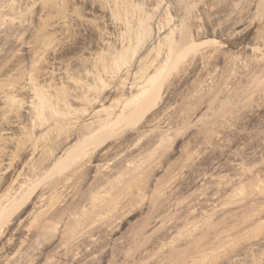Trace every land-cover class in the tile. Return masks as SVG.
Here are the masks:
<instances>
[{
	"label": "rangeland",
	"instance_id": "obj_1",
	"mask_svg": "<svg viewBox=\"0 0 264 264\" xmlns=\"http://www.w3.org/2000/svg\"><path fill=\"white\" fill-rule=\"evenodd\" d=\"M125 1L0 0V94L30 78L55 104L50 111H60L31 119L17 110L6 121L0 257L10 264H229L240 253L234 264H264V0ZM230 9V24L221 26ZM142 15L155 36L171 29L162 32L195 49L165 72L155 106L114 124L87 155L68 158L65 150L90 127L92 107L112 115L127 94L125 77L111 85L103 79V60L125 51L123 41L125 49L132 43L126 59L135 72L155 59L162 41L147 54ZM232 24L239 33L227 37ZM124 28L135 42L125 41ZM17 91L19 105L29 101ZM116 150L127 165H107ZM16 180L25 183L19 193ZM22 244L32 245L31 256Z\"/></svg>",
	"mask_w": 264,
	"mask_h": 264
},
{
	"label": "bare ground",
	"instance_id": "obj_2",
	"mask_svg": "<svg viewBox=\"0 0 264 264\" xmlns=\"http://www.w3.org/2000/svg\"><path fill=\"white\" fill-rule=\"evenodd\" d=\"M117 1V0H116ZM127 1V0H126ZM125 1V2H126ZM164 1V0H163ZM163 1L161 0V2L163 3ZM104 2V1H103ZM167 2V1H166ZM166 2H164L166 5H167V3ZM129 3H131V2H129ZM163 3V4H164ZM117 4V3H116ZM125 4V3H124ZM123 4V5H124ZM127 4V3H126ZM158 4H159V2H158ZM161 4V3H160ZM106 5V4H105ZM120 5H122V3L120 4ZM130 5H132V4H130ZM139 5V4H138ZM109 6V5H108ZM112 6V5H111ZM116 6V5H115ZM119 6V5H118ZM127 6V5H126ZM162 6V5H161ZM165 6V5H164ZM164 6H162L163 8H164V10H165V8H168V7H164ZM103 7V6H102ZM134 7V6H133ZM138 8H139V6H137ZM123 8V7H122ZM136 8V7H135ZM135 8H132V11L135 9ZM163 8H161V9H163ZM234 8V7H233ZM232 8V9H233ZM113 9V8H112ZM119 9V8H118ZM127 9V8H126ZM155 9V8H154ZM153 9V10H154ZM158 9V8H157ZM157 9H155L156 11H157ZM169 9V8H168ZM136 10V9H135ZM134 10V11H135ZM140 10V9H139ZM234 10V9H233ZM138 11V10H137ZM230 11V13L228 14L227 13V16L224 18L223 17V19H222V21L220 22V21H218V23L221 25V24H224L225 23V25H226V22L227 21H229V16H232L231 15V13H232V10L230 9L229 10ZM160 12V11H159ZM134 13V12H133ZM135 13H136V11H135ZM134 13V15H136ZM163 13H166L165 11L163 12ZM233 13H235L234 11H233ZM114 14V13H113ZM158 14V13H157ZM148 15V14H147ZM146 15V16H147ZM234 15V14H233ZM133 16V15H132ZM139 16V15H138ZM149 16V15H148ZM165 16V15H164ZM225 16V15H224ZM135 17V16H134ZM137 17V16H136ZM151 17V16H150ZM137 18H139V17H137ZM142 18H144V15H142V17H140L138 20H141ZM146 18V17H145ZM145 18L144 19H142L141 21L142 22H139L138 24H139V27L141 28L142 27V29H143V31H144V35L143 34H140V31H142V29L140 30V28H139V34L140 35H142L141 37H140V35H139V39H143L144 37L146 38V39H144V41H145V43H144V41L142 42L143 43V45H145L146 47H147V49L149 50V48L148 47H154V48H152L153 50L156 48V46L157 45H159L161 42L160 41H162V44H160L159 45V47H160V49H159V47H158V52H156V57L154 56V54H153V56L155 57V59L154 58H152V59H154L153 61H151V63L149 64V65H144V66H146V67H144L143 65V69H141V67H140V69L142 70H139V68H138V70H136V72L134 71V70H132V69H130V66H128L129 64H127V63H129L130 61H129V59L127 60L126 58H131V56H132V54H131V56H130V52H129V50L128 49H130L131 48V46H132V43L130 44L128 41H131L132 40V38H130L131 40H129V37H131L130 35V32L129 31H132V29H130V25H128L129 23H128V21L126 22V24H125V21H124V19H123V21H124V23H122V26H123V24H125V26H126V28L128 29H130L129 31H128V33L130 34L129 35V37H128V33L126 32L127 30H126V28H124V30H125V32H123V33H127V36H124V35H126V34H123L122 33V31H121V33H122V36L123 37H128V40H127V38H126V40L125 41H127L129 44L127 45V46H129L127 49H125V42L123 43V42H120V43H122V45H124L123 47H124V49L123 50H125V51H128L127 53L129 54V55H125V51H120V49H118V51H120V53L119 54H116V53H113V54H115L114 56H113V54H111V55H109V56H111L110 58H108V59H105V60H103V62H101V63H103V64H101V66H100V69H98V71H100L101 73H102V76H103V79L105 78V79H109V84H110V81H113V82H116V80L117 79H120V78H123V77H125L123 80H127V81H124V83H125V89L127 90V94H125V96L123 95V99L121 98V100H120V98H119V100H118V102L120 103V105H117V106H119L117 109H118V111L116 112V113H114V114H112V115H107V113H105L104 111H106L105 110V107H103L104 108V113L106 114V115H102V110H103V108H102V110H100L99 108L97 109V108H93L92 106H90V105H92V103H94L93 101H92V103L89 105V104H87V108L86 109H89V107H92V111L90 112V123H89V129H87V132L86 133H83L84 135H81L80 137H81V139L80 138H78V140H77V142H76V144H73V145H70L71 147H69L68 149H66L65 150V152H64V154L69 158V157H75L76 159L77 158H79L81 155H82V157L84 156L83 154H86L87 152H88V150L90 149V148H92V146H99V144L101 145L102 143V139H104L103 138V136H104V134H106L107 133V131L110 129V127H112L113 128V126L115 127V125L114 124H116L117 125V123L119 122H122L125 118H127V117H134L135 116V114H138L139 112L138 111H140V110H142V111H147V109H151V107H153V106H155L156 104L155 103H157V101H158V99L160 98L159 97V95H160V92H159V90H161V88L163 87V81L165 80V72L166 71H170V70H172L173 68L175 69V67H178V65H180L179 63H181L182 62V60L185 58H183V56L184 55H186L190 50H194L195 48H193L195 45H186L185 46V44L183 43V42H186V41H179V40H177V39H179V37L175 40L174 39V37H173V39L174 40H171L169 37V35H164L165 33H163L165 30L161 27V31L160 30H157L158 32V34H156V36L153 34V32H151V31H153V29L152 28H154V26H152V25H150L151 23H149V21L151 20H149V17H147L146 19H148L149 21H146V22H148V23H146L145 21L143 22V20H145ZM129 19V18H128ZM133 19V18H132ZM132 19H131V21H132ZM136 19V18H135ZM137 20V19H136ZM153 20V19H152ZM113 21V20H112ZM154 21V20H153ZM121 22H122V20H121ZM132 22H134V20L132 21ZM136 22V21H135ZM150 22H152V21H150ZM241 22H243V21H241ZM115 23V22H114ZM155 23V22H154ZM229 24H230V21L228 22ZM245 21H244V23H242V24H244L245 25ZM153 24V23H152ZM132 25V24H131ZM133 25H134V23H133ZM133 25H132V27H133ZM137 24H135V27L137 28V26H136ZM149 25L150 26H152V28L151 27H149ZM169 25V24H168ZM219 25V26H220ZM121 26V27H122ZM160 26V25H159ZM218 26V25H217ZM222 26V25H221ZM242 26V25H241ZM131 27V28H132ZM164 27V26H163ZM197 27H198V25H197ZM225 27V26H224ZM227 27H228V25H227ZM237 27H238V24H232V26L230 25V27L228 28V31H225L226 33H225V35L227 36V37H231V36H233L234 34H237V33H239V32H237ZM138 28H137V30H138ZM167 28V27H166ZM170 28V25H169V27H168V29ZM150 29H152V30H150ZM157 29V28H156ZM159 29V28H158ZM162 29L164 30L163 32H162ZM174 29V28H173ZM133 30H135V29H133ZM171 30V29H170ZM169 30V31H170ZM142 31V32H143ZM169 31H165V32H167V34L169 33ZM172 31V30H171ZM170 31V32H171ZM150 32L152 33V35L150 34ZM163 33V34H162ZM172 33V32H171ZM132 34H133V32H132ZM173 35V34H172ZM121 36V38L123 39V37ZM179 36V35H178ZM134 37V36H133ZM180 38H184V37H182V36H180ZM121 39V40H122ZM134 39V38H133ZM135 39H136V37H135ZM137 39H138V35H137ZM142 39L140 40V41H142ZM181 40V39H180ZM139 40H137V42H138ZM119 42V41H118ZM132 42H135V41H133L132 40ZM136 42V43H137ZM158 42V43H157ZM139 43V42H138ZM134 44V43H133ZM140 44V43H139ZM157 44V45H156ZM138 45V44H137ZM142 45V44H141ZM155 45V46H154ZM184 45V46H183ZM120 46V45H119ZM122 47V48H123ZM136 47V46H135ZM134 47V48H135ZM140 47V46H139ZM145 47V48H146ZM144 47H142V49H143ZM150 48V49H151ZM255 48V47H254ZM133 49V48H132ZM137 49V48H136ZM141 49V48H140ZM147 49H145V51H147ZM256 49V48H255ZM254 49V50H255ZM122 50V49H121ZM131 50V49H130ZM138 50V49H137ZM157 50V49H156ZM155 50V51H156ZM253 50V51H254ZM140 51V50H139ZM138 51V52H139ZM143 51H144V49H143ZM142 51V53H146V52H143ZM152 51V50H151ZM252 51V52H253ZM111 52V51H110ZM113 52V51H112ZM137 52V51H136ZM136 52H134V50H133V53H136ZM137 52V53H138ZM153 52V51H152ZM151 52V53H152ZM196 52V51H195ZM198 52H199V50H198ZM197 52V54L198 55H200V53H198ZM255 52L256 53H258L256 50H255ZM254 52V53H255ZM136 53V54H137ZM142 53H139L140 55L142 54ZM148 53H150V50L147 52V54ZM150 53V54H151ZM255 53V54H256ZM100 54H102V53H100ZM136 54H133L134 56L136 55ZM107 55V54H106ZM138 55V54H137ZM136 55V56H137ZM195 55V54H194ZM197 55V56H198ZM105 56V55H104ZM103 56V57H104ZM109 56H107V57H109ZM126 56H128V57H126ZM148 57V59H150L149 58V55H147ZM151 56H152V54H151ZM196 56V55H195ZM201 56V55H200ZM106 57V58H107ZM203 57V56H202ZM105 58V57H104ZM135 58V57H134ZM205 58V57H204ZM96 59V58H95ZM94 59V60H95ZM132 59H133V57L131 58V61H132ZM128 62H127V61ZM97 61V60H96ZM99 61V60H98ZM98 61H97V64H99L98 63ZM101 61H102V59H101ZM134 61V60H133ZM136 61V60H135ZM144 61V60H143ZM184 61H186V60H184ZM95 62V61H94ZM148 62V61H147ZM96 63V62H95ZM135 63V62H134ZM131 64H133L132 62H131ZM141 63H139V65H140ZM187 64V63H186ZM18 65V64H17ZM100 65V64H99ZM183 64L181 63V66H182ZM98 67V66H97ZM137 67H138V65H137ZM19 66H16V68H15V70H14V72H18L19 71ZM92 68H94V67H92ZM99 68V67H98ZM96 70H97V68H95ZM109 69H112V71H110ZM134 69H136V67L134 68ZM21 70V69H20ZM94 70V69H93ZM107 70H109L110 72H108ZM95 71V70H94ZM131 71H133V72H131ZM99 72V74H101ZM92 73V72H91ZM90 73V74H91ZM98 73V72H97ZM89 74V73H88ZM95 74V73H94ZM91 74L92 76H93V81H96V83L97 82H99V81H97V80H100V82L103 84V79L102 78H100L99 76H101V75H98V76H95V75H97V74ZM50 75V74H49ZM90 75V76H91ZM95 76V77H94ZM101 76V77H102ZM126 76H128L127 78H126ZM89 77V76H88ZM107 77V78H106ZM90 78V77H89ZM92 78V77H91ZM100 78V79H99ZM167 78V77H166ZM102 79V80H101ZM104 79V80H105ZM122 80V79H121ZM122 80V81H123ZM93 81H92V83H93ZM107 81V80H106ZM105 81V82H106ZM120 81V80H119ZM104 82V83H105ZM113 82H112V84H113ZM80 84V83H79ZM86 84V83H85ZM84 84V85H85ZM89 84V83H88ZM91 84V83H90ZM90 84H89V86H90ZM106 84H107V82H106ZM108 84V85H109ZM122 84V83H121ZM87 85V84H86ZM85 85V87H87L88 89L89 88H91L90 90H93V91H91V92H94V89L96 88H94V89H92L93 88V86H90V87H88V85L86 86ZM92 85V84H91ZM100 85V84H99ZM111 85V84H110ZM104 86V85H103ZM120 86V85H119ZM121 86H123V85H121ZM82 87V86H81ZM107 87H109V86H107ZM113 87V86H112ZM116 87V86H115ZM86 88V89H87ZM102 88H106V86L105 87H101V88H99V89H101L102 90ZM119 88V87H118ZM118 88H116V89H118ZM83 89H84V87H83ZM97 89V88H96ZM108 89V88H107ZM111 89V88H110ZM110 89H108V90H110ZM17 90H20L22 93H24L25 95H26V97H27V99H29V101L28 102H24V103H21L20 102V105H19V102H18V100L16 99V97H15V95H14V93L16 94V92H18ZM8 89V90H6V91H3L1 94H0V99H1V102H2V107L0 108V136H2L3 135V130H4V128H5V126H6V121H7V119H10L11 121H14V120H16V116H17V110L19 111V110H25L26 111V113L28 114V117H34V116H36V117H40L42 114H43V111L44 110H46L47 108H48V110L47 111H49V112H51V113H55L56 114V112L55 111H57V109H56V107H54V106H52L54 103L52 102V101H50L49 100V98L47 97V93H45L43 90H41L38 86H36L35 84H34V82L32 81V79H30V78H25L22 82H21V86H20V88L19 89ZM81 90H82V88H81ZM104 90H106V89H104ZM104 90H102V92L104 91ZM120 90V89H119ZM123 90V89H122ZM16 91V92H15ZM47 91V90H46ZM89 91V90H88ZM96 91V90H95ZM100 91V90H99ZM115 91H117V90H115ZM48 92V91H47ZM85 92V91H84ZM90 92V91H89ZM86 94H89V93H87V92H85ZM126 93V92H125ZM49 94V93H48ZM82 94V93H81ZM91 94V93H90ZM101 93H99V95H100ZM92 95V94H91ZM112 95V94H111ZM62 96V95H61ZM86 96V95H85ZM98 96V95H97ZM52 97V96H51ZM65 97V96H64ZM91 97H93V96H91ZM106 97V96H105ZM112 97V96H111ZM63 98V97H62ZM90 98V97H89ZM88 98V99H89ZM100 98H101V95H100ZM98 99V98H97ZM107 99L109 100V98L107 97ZM85 100V99H84ZM106 100V99H105ZM117 100V99H116ZM116 100H113V101H116ZM58 101H59V99H58ZM97 101H99V100H97ZM88 102V101H87ZM106 102V101H105ZM109 102V101H108ZM139 104H138V103ZM52 103V104H51ZM64 103V102H63ZM83 103H85V102H83ZM90 103V102H89ZM97 103H99V102H97ZM110 103H112V102H110ZM116 104H119V103H117V101L115 102ZM96 103H94V105H95ZM113 104V103H112ZM155 104V105H154ZM55 105V104H54ZM86 105V104H85ZM93 105V106H94ZM97 105V104H96ZM115 105V104H114ZM89 106V107H88ZM102 106V105H101ZM104 106V105H103ZM116 106V107H117ZM151 106V107H150ZM53 107L56 109L55 111H50V108L52 109V110H54L53 109ZM66 107V106H65ZM95 107V106H94ZM150 107V108H149ZM67 108V107H66ZM65 108V109H66ZM64 109V110H65ZM107 109V108H106ZM107 110H109V109H107ZM114 110H116V109H114ZM59 111V110H58ZM83 111V110H82ZM85 111V110H84ZM83 111V112H84ZM45 112V111H44ZM60 112V111H59ZM57 113V114H60V113ZM71 112V111H70ZM85 112H87V111H85ZM169 112V111H168ZM109 113V112H108ZM56 114V115H57ZM63 114V113H62ZM82 114V113H81ZM111 114V113H110ZM167 114V113H166ZM50 115V114H49ZM52 115V114H51ZM51 115H50V117H51ZM85 115V114H84ZM84 115H82V117L84 116ZM87 115H88V112H87ZM58 116H60V115H58ZM69 116H71L70 114H69ZM45 117V116H44ZM66 117V116H65ZM72 117H74V116H72ZM71 117V118H72ZM85 117V116H84ZM168 117V116H167ZM35 118V117H34ZM43 118V117H42ZM48 118V117H47ZM69 118V117H68ZM87 118V117H86ZM89 118V117H88ZM164 118V117H163ZM32 119V118H31ZM38 119V118H37ZM36 119V120H37ZM168 119H169V117H168ZM88 120V119H87ZM159 120H162L161 118L160 119H158V123L159 124H162L163 123V121H160L159 122ZM40 121V120H39ZM65 121V120H64ZM75 121V120H74ZM82 121V120H81ZM147 121V120H146ZM152 121V120H151ZM84 122H86V121H84ZM150 122V121H149ZM148 122V123H149ZM153 122V121H152ZM152 122H151V124H152ZM162 122V123H161ZM57 123V122H56ZM73 123V122H72ZM87 123V122H86ZM118 123V124H119ZM156 123H157V121H156ZM71 124V123H70ZM72 125V124H71ZM148 125V124H147ZM153 125H155V121L153 122V124H152V126ZM151 126V125H150ZM148 127H149V125H148ZM154 127V126H153ZM152 127V128H153ZM66 128V127H65ZM84 128V127H83ZM86 128V127H85ZM111 128V129H112ZM60 130V129H59ZM150 130V129H149ZM148 130V131H149ZM65 131V130H64ZM106 132V133H105ZM144 132V131H143ZM150 132H151V130H150ZM165 134V133H164ZM164 134H163V136H164ZM145 135V134H144ZM143 135V136H144ZM74 136V135H73ZM78 137V136H77ZM130 148V147H129ZM124 150H127L126 149V147H125V149ZM130 150V149H129ZM124 152V151H123ZM123 152H121L120 150L119 151H117L116 150V152L114 153L113 152V154H111V156L109 157V159H108V163H107V165L108 164H110V165H112L113 164V162H119V164H121V165H127L128 163L126 162V161H128L127 159H129V158H127V159H124V160H122L121 158V156H122V154H123ZM128 151H126V153H127ZM63 153V152H62ZM125 153V152H124ZM90 154V153H89ZM87 155V154H86ZM124 155H126V154H124ZM86 157V156H85ZM124 157V156H123ZM125 158V157H124ZM79 160V159H78ZM83 160V159H82ZM133 162V161H132ZM83 163V162H82ZM129 164H130V161H129ZM81 165V164H80ZM83 165V164H82ZM85 165V164H84ZM106 165V164H105ZM109 165V166H110ZM120 165V166H121ZM132 165V164H131ZM116 166V165H115ZM124 167V166H123ZM126 168V167H125ZM111 171V170H110ZM121 172V171H120ZM68 180V179H67ZM104 180V179H103ZM15 182H17V180L15 181ZM67 182V181H66ZM67 183H69V182H67ZM66 185V184H65ZM105 185V184H104ZM24 187H25V183L24 182H17V184H16V190H15V192L16 193H19L20 191H22L23 189H24ZM46 191H49V190H46ZM45 191V192H46ZM53 192V191H52ZM51 192V193H52ZM49 192H47V194H48ZM45 194V197H46V193H44ZM44 194H43V198H44V200L46 199V198H48V196H49V194H48V196L45 198L44 197ZM52 196V195H51ZM5 197V196H4ZM42 198V197H41ZM42 198V199H43ZM3 199H5V198H3L1 195H0V227L3 225L2 223H4L5 221H6V215L8 214V213H6L7 212V206H6V204H5V202L6 201H4ZM41 202V201H40ZM42 202H44V201H42ZM41 202V203H42ZM38 204V203H37ZM40 204V203H39ZM38 207H40L41 208V205H38ZM38 210V209H37ZM41 210V209H40ZM37 214V213H36ZM27 216V215H26ZM36 217V216H35ZM5 220V221H4ZM4 221V222H3ZM33 243V242H32ZM25 244V243H24ZM22 246H24L23 247V252L25 253H23L24 255H32L31 253H32V249L30 250V248H31V244H30V246L28 245V246H25V245H23L22 244ZM21 253V252H20ZM237 256H236V258L235 259H233L232 261H231V264L233 263H235L236 261H239V263H241L240 262V260H242V258H241V254L239 253V255L238 254H236ZM30 256H28L27 258H29L30 259ZM235 256V255H234ZM23 258V257H22ZM10 259L11 258H8V257H0V264H10L11 263V261H10ZM244 259V258H243ZM28 261V260H27ZM230 261H229V264H230Z\"/></svg>",
	"mask_w": 264,
	"mask_h": 264
}]
</instances>
